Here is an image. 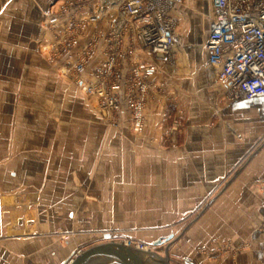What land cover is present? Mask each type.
<instances>
[{
	"label": "crops",
	"instance_id": "crops-1",
	"mask_svg": "<svg viewBox=\"0 0 264 264\" xmlns=\"http://www.w3.org/2000/svg\"><path fill=\"white\" fill-rule=\"evenodd\" d=\"M57 5L0 0V264H67L96 244L84 198L101 194L102 149H117V132L100 131L96 100L40 51L51 40L45 15ZM172 14L183 26L173 34L175 66L140 58L156 67L144 107L146 195L203 198L233 172L231 190L179 231L170 256L174 264H264V198L246 193L264 179V98L229 101L206 68L210 0H184ZM120 122L125 136L126 112Z\"/></svg>",
	"mask_w": 264,
	"mask_h": 264
},
{
	"label": "built area",
	"instance_id": "built-area-1",
	"mask_svg": "<svg viewBox=\"0 0 264 264\" xmlns=\"http://www.w3.org/2000/svg\"><path fill=\"white\" fill-rule=\"evenodd\" d=\"M183 2L58 0L56 9L45 15L51 40L40 51L63 77L96 100L101 113L121 123L126 112L129 129L140 133L156 71L140 58H168L177 23L172 9ZM210 5L216 25L205 42L206 68L216 72L229 101L264 98V0H210ZM259 184L264 194V180Z\"/></svg>",
	"mask_w": 264,
	"mask_h": 264
},
{
	"label": "rangeland",
	"instance_id": "rangeland-1",
	"mask_svg": "<svg viewBox=\"0 0 264 264\" xmlns=\"http://www.w3.org/2000/svg\"><path fill=\"white\" fill-rule=\"evenodd\" d=\"M172 16L177 21L175 30L182 29L183 26H179L176 16L173 14ZM161 61L170 66L176 64L172 52L168 58ZM60 75L63 77L61 73ZM63 78L73 84L71 80ZM145 103L146 100L144 107ZM100 115L103 120L100 131L102 133L117 132L116 141L114 140L117 149L116 152L114 148L102 149L101 169L98 173L99 179L102 180L99 198H84L86 219L94 222L96 228L92 243L128 240L134 245L141 244L151 249L153 243L160 237L172 234L175 238L183 227L202 214L208 203H211L226 189L231 190L229 182L233 172H230L224 178L225 180L214 188L212 194L203 198L199 196L190 198L189 194L182 198H157L153 193L146 195L144 187V108L142 110V131L133 133L128 125V133L125 136L118 133L123 130L122 123L112 122V118L107 114L100 112ZM174 126L177 125L170 122L169 129L174 130ZM131 145L133 146L132 153L125 150ZM113 156L116 157L115 160ZM109 180H112L111 183ZM262 180L264 179L258 181L256 187H251L250 192H246L248 197L255 198L254 190L256 189L264 198L259 184ZM89 190L86 189V192ZM164 245L152 249L163 254Z\"/></svg>",
	"mask_w": 264,
	"mask_h": 264
},
{
	"label": "water",
	"instance_id": "water-1",
	"mask_svg": "<svg viewBox=\"0 0 264 264\" xmlns=\"http://www.w3.org/2000/svg\"><path fill=\"white\" fill-rule=\"evenodd\" d=\"M177 238L170 235L154 242L151 249H140L121 241L108 240L79 251L67 264H173L169 247ZM164 244L163 254L152 249Z\"/></svg>",
	"mask_w": 264,
	"mask_h": 264
}]
</instances>
